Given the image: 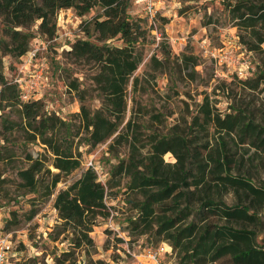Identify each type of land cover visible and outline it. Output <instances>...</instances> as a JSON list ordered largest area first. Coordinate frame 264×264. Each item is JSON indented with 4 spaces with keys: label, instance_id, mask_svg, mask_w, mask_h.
I'll return each instance as SVG.
<instances>
[{
    "label": "trees",
    "instance_id": "16d2710c",
    "mask_svg": "<svg viewBox=\"0 0 264 264\" xmlns=\"http://www.w3.org/2000/svg\"><path fill=\"white\" fill-rule=\"evenodd\" d=\"M132 1L0 0V51L17 59L28 53L34 26L37 39L52 41L60 11L84 17L95 7L101 10L83 29L88 37L96 35L99 44L79 39L68 52L74 61L95 68L91 80L99 108L84 105L76 83L70 87L78 97L79 112L69 120L49 112L39 100L23 101L0 63V127L5 144L0 146V165L14 157L7 146L14 133L22 136L24 146L39 144L43 149L35 157L25 153L24 165L15 167L16 189L20 196H31L27 220L36 215L37 204L54 196L59 223L53 240L65 235L69 256L93 245L90 233L97 219L111 215L106 198L122 192L128 236L166 244L172 264H264V243L258 242L264 185H255L242 174L247 165L264 169V124L244 108L221 113L207 93L167 134L143 130L135 111L125 122L127 89L132 78L131 90H137L139 79L133 74L152 31L144 19L130 16ZM222 5L243 33L238 35L241 45L261 50L264 0H222ZM114 39L121 45L107 43ZM159 52L161 61L170 62L169 44L162 42ZM161 61L153 55L150 63L162 67ZM175 62L183 77L195 81V56L182 53ZM240 83L255 91L264 85V73ZM152 119L159 121L158 116ZM110 139L108 151L117 161L105 184L94 170L84 167L76 180L56 190L81 167V147L93 148ZM120 146L126 147V155H118ZM167 154L173 161L165 160Z\"/></svg>",
    "mask_w": 264,
    "mask_h": 264
},
{
    "label": "rangeland",
    "instance_id": "374dc122",
    "mask_svg": "<svg viewBox=\"0 0 264 264\" xmlns=\"http://www.w3.org/2000/svg\"><path fill=\"white\" fill-rule=\"evenodd\" d=\"M155 1L157 13L152 22L142 3L133 0L128 10L132 18L144 19L146 27L152 28V31L148 35L149 44L141 47L143 60L133 74V77L139 79L137 90H131L132 78L127 89L125 122L131 112L135 111V120H139L143 130L167 134L176 121L185 117L187 111H193L203 94L207 93L211 94L221 113L232 112L230 108L234 107L244 108L264 124V116L259 114L260 111L264 112V85L253 91L248 85L243 86L234 74L236 62L241 58L247 59L251 67L250 77L242 81L249 83L258 73H264V45L261 50L255 51L241 45L238 35L243 33L229 19L222 0ZM100 12V8L95 7L84 17H77L72 10L60 11L57 16L56 41L37 39L34 26V40L30 42L28 51L38 50L34 61L29 62L25 57L27 54L17 59L0 51V63L7 80L14 83L17 77L43 66V76L46 79L44 88L32 94L30 100L41 101L49 112L69 120L79 112L78 97L70 87L71 83H76L84 97V105L91 109L99 108L101 103L91 80L95 68L84 61H74L68 52L69 45L79 39L99 44L96 35L88 37L83 29L85 22ZM162 42L170 45V62L161 61L159 51ZM107 43L121 45V41L117 39ZM182 53L197 58L195 81L190 82L183 77L175 66L176 57ZM153 55L161 61L162 67L150 63ZM213 92L215 95H212ZM152 116H158L159 121H154ZM22 141L20 134L9 136L7 146L13 150L14 157L11 162L0 165V237L10 236L12 249L8 256L9 264H134L147 249L158 246L145 236H128L123 219L127 207L123 202L124 195L119 192L116 198H106V204L111 207V215L107 219H97L96 226L90 233L93 245L71 251L73 254L65 256L71 250L65 235L53 240L55 225L59 223L53 209L54 196L37 204L36 215L27 220L26 214L30 210L27 200L31 196H20L21 192L16 189L15 167L24 165L25 153L29 152L35 157L38 153H43V149L39 144L24 146ZM110 142L111 139L93 148L81 147V167L71 173L65 182L58 184L56 190L76 180L90 159L98 161L101 174L99 179L105 184L110 168L117 161L108 151ZM2 145L5 144L0 127V146ZM117 149L118 155H126L125 146ZM164 158L166 161H173L169 154ZM254 166L243 167L242 174L253 184L262 186L264 169H256ZM260 215L262 232L258 242L262 244L264 213ZM168 254L165 262L172 264Z\"/></svg>",
    "mask_w": 264,
    "mask_h": 264
},
{
    "label": "built area",
    "instance_id": "2783aa9c",
    "mask_svg": "<svg viewBox=\"0 0 264 264\" xmlns=\"http://www.w3.org/2000/svg\"><path fill=\"white\" fill-rule=\"evenodd\" d=\"M137 3L143 4V9L149 17L150 22L153 21L155 14L157 13L156 1L155 0H136ZM56 41V38L53 39ZM38 50L30 51L25 56L29 62L34 61L36 58V53ZM236 62L234 68L235 77L239 80H245L251 75L250 63L247 59L241 58ZM44 68L40 66L29 72L26 75L17 77L14 80V83L17 85L19 90V95L21 100L28 101L31 99L32 94L41 91L44 88L45 78L43 76ZM98 161H93V159L88 160L85 163L86 168H91L94 172L101 177L100 170L98 168ZM12 244L10 236H1L0 237V264H9L8 256L11 252ZM170 253V248L161 243L156 248H149L145 251L144 255H140V259L137 260L134 264H166L165 257ZM136 258H139L136 256Z\"/></svg>",
    "mask_w": 264,
    "mask_h": 264
}]
</instances>
